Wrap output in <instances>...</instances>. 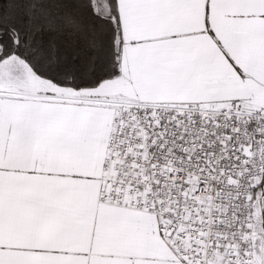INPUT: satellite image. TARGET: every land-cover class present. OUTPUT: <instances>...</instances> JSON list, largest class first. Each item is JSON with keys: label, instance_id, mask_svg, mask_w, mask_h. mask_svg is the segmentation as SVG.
<instances>
[{"label": "snow or ice", "instance_id": "6c2138e0", "mask_svg": "<svg viewBox=\"0 0 264 264\" xmlns=\"http://www.w3.org/2000/svg\"><path fill=\"white\" fill-rule=\"evenodd\" d=\"M0 264H264V0H0Z\"/></svg>", "mask_w": 264, "mask_h": 264}]
</instances>
